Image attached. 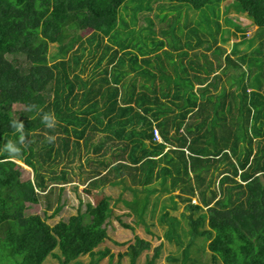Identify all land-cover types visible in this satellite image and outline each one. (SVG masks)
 Here are the masks:
<instances>
[{
  "label": "trees",
  "instance_id": "1",
  "mask_svg": "<svg viewBox=\"0 0 264 264\" xmlns=\"http://www.w3.org/2000/svg\"><path fill=\"white\" fill-rule=\"evenodd\" d=\"M126 1L0 0V264H44L49 256L59 264H79L78 258L85 255L91 257L89 264L107 256L112 260L108 249L96 250L107 239L106 224L113 216L110 196L96 204L86 202L84 209L80 204L75 215L47 223L63 210V185L71 180L65 167L58 168L80 158V148L86 157L83 165L92 167L79 174L93 190L120 184L116 179L128 175L132 188L124 189L134 199L142 191L170 195L171 205L162 207L160 221L167 226L166 241L182 252L181 259L168 260L195 264L189 244L205 237L211 253L208 264H264V0H169L179 4L178 9L185 5L201 11L213 41V33L221 29L215 20L217 9L224 2L236 3L257 27L251 38L243 35L232 46L224 65L214 67L205 54L203 64L200 58L193 59L198 56L193 49L208 41L202 39L199 25H184L180 42L167 44L179 62L162 51L173 75L166 72L160 54L148 55L165 48L163 40H153V49H133L126 31L122 36L119 28L127 23L118 11ZM167 15L158 19L165 21ZM85 31L83 38L79 33ZM228 33L222 30V35ZM189 35L196 37L195 43L184 42ZM231 35L238 37L236 32ZM255 40L258 46L252 51H238L239 44ZM49 45L56 46L53 63L26 59L30 50L46 55ZM214 52L222 58L220 50ZM87 59L93 61V69L83 78ZM243 65H249L247 76ZM184 80L196 82L198 90L193 92L192 87L181 95ZM222 81L232 90L217 91ZM33 104L37 109L29 110ZM12 105L23 106L30 116L16 119ZM47 112L55 114L52 128L41 120ZM13 120L24 123L27 139L20 145L21 155L9 159L2 150L8 141H18L19 134L10 126ZM155 128L160 143L154 140ZM14 160L30 168L32 177H24ZM156 181L160 187L149 188ZM176 191L179 194L174 195ZM176 198L184 205L180 217L190 231L185 246L178 231L180 220L169 213L178 208ZM193 198H198L197 204ZM118 201L120 197L114 200ZM26 203L39 204L42 217L26 218ZM121 226L133 231L128 224ZM150 248L147 240L135 236L124 255L137 264ZM161 253L160 244L151 257L144 255V264H154Z\"/></svg>",
  "mask_w": 264,
  "mask_h": 264
},
{
  "label": "rangeland",
  "instance_id": "2",
  "mask_svg": "<svg viewBox=\"0 0 264 264\" xmlns=\"http://www.w3.org/2000/svg\"><path fill=\"white\" fill-rule=\"evenodd\" d=\"M179 5V4H178ZM177 4H172L169 0H150L148 3V0H127L119 9L118 15H120L123 19H125V23L127 25L123 28H119L123 30V35H125V31L127 32V39L130 41L131 46L133 49H136L138 47H142L146 50L153 49L154 44L153 40H163L164 47L162 50H151L148 52V55H154V54H160V58H162V62L166 68V72L168 74L173 75L172 69L168 66V60L164 58L163 50H167L171 54V58L175 60V62H179V56L177 55V52L172 51L168 47V43L175 42L179 43L181 40V37H183L185 33L184 25H189V23H192L193 26L196 25V27L200 28L201 37L205 41L207 40V43H203L200 47H196L194 52H197L198 56L194 57L193 59L200 58L199 61L203 64L205 63V59L201 54H205L207 58V62H211L214 67L220 63L221 65L225 64V58L232 50V46L234 44H237L244 35L246 38H251L254 33L256 32L257 27L252 25L251 20L245 15V13H242L240 11L239 6L234 3L224 2L221 6H218V15H217V22L219 23L221 29L218 33H213L216 41H213L212 37L209 35L208 30L209 28L205 25V23H202L204 21L205 17H201L199 13H202L201 11L195 12L190 7L182 5L181 9H178ZM171 9H170V7ZM148 7H150V10H146ZM159 8L164 11H159ZM180 8V5H179ZM207 16L210 20H212V16L208 10ZM168 14L166 17V20H159L158 15ZM137 18L135 19L133 18ZM146 18H148V21L152 23L153 26H151L150 22H147ZM231 20V22L237 23L240 25V27H243L244 29L242 31H239L234 25H230L227 20ZM202 24V25H200ZM212 29L214 30V25L210 24ZM142 27H147L145 30H141ZM132 29H135L134 32H132ZM166 30L167 33H161V30ZM228 29L230 30V33L223 34L222 30ZM154 31V33H152ZM182 31L184 33H182ZM215 31V30H214ZM195 32V30H193ZM236 32L237 38L232 36L231 34ZM87 32H80L79 35L83 38H86ZM223 36H227V40H222ZM184 42H187L191 44L195 43L196 37L194 35H189L187 37L182 38ZM106 40V39H105ZM258 46V41H254L253 44H250L249 42L239 44L237 46L238 51H252L254 48ZM217 47V48H216ZM148 48V49H147ZM190 48V46H189ZM215 49L220 50L222 54V58H219L218 52H214ZM224 50V51H223ZM56 51L55 45H49L48 53L46 55L41 54L40 52H37L35 50H30L28 55L26 56V59L33 63V64H50L56 61V59L52 58V55ZM134 52H138V50H133ZM186 51L189 52V54L193 53L190 49H186ZM247 52V54H248ZM231 57H234L233 54H231ZM230 56V55H229ZM58 59V58H57ZM187 58L183 59V63H185ZM90 60L87 59V66L85 72L82 74L83 78L90 77V71L93 69V61L89 62ZM154 62V61H152ZM106 62H104L102 65H100L99 68L95 70L98 75V73H101V70L105 67ZM247 67L249 68V65H243V75L247 76ZM150 68V67H147ZM250 69V68H249ZM232 70V69H231ZM150 71H152L155 74H158V72L154 69L150 68ZM241 73V72H239ZM252 72H249V77H254V74ZM89 75V76H88ZM239 75V74H238ZM186 77V76H183ZM93 78H99V76H94ZM137 80H141V78H138ZM142 81V80H141ZM185 81V82H184ZM180 81V85L182 87V93L181 95L189 93L190 90L193 87V92L197 89L199 85L194 83L190 80H184ZM143 82V81H142ZM182 82V84H181ZM159 83V81H156V84ZM227 88L228 91L232 90L228 87L227 82H219V86L217 87V91H220V88ZM237 87H239V84H237ZM251 88H254L252 86ZM234 89V88H233ZM248 91H251V89H248ZM211 92L214 94L218 93L216 92V89H212ZM238 93V91L236 92ZM0 93V98H1ZM192 99L198 103L200 102V99L196 100V97H192ZM178 100L177 102H179ZM11 110L13 111V116L16 119L23 118V117H29V112H26V110L21 105H12ZM197 110V109H196ZM181 111V110H180ZM187 123H184L183 127ZM156 129V128H155ZM158 130V129H157ZM160 132V131H158ZM174 132L171 131L169 134L172 135ZM160 135V133H159ZM101 136V135H98ZM162 140V138H161ZM210 151H212L210 148H208ZM80 158L74 159L70 164L67 165H60L58 168V171L63 169L65 167V170L67 171L70 180V183L63 185L64 191L61 195V200L65 201V206L61 213L59 214V217H55L53 219H48L47 223L50 225L55 224L60 218L66 219L69 216L75 215L77 212L78 207L80 204H83L82 209H84V204L86 202H90L91 204H96L104 195H108L111 197L110 206L112 208L113 216L109 219L108 223L106 224V230H107V239H105L102 243L98 245L96 250L98 249H108L110 254L113 256L112 260H109V257L103 258L101 261L98 262V264H130L129 258L124 255V253L127 250V246L131 243H133V240L135 236H138L140 238H143L144 240H147L151 248L144 252L137 260V264H144L145 262V254H148L150 257L153 254V249L161 244L162 247V253L161 256L155 261L154 264H180V261L172 262L171 260H168V257H173L177 259H181V252L182 248L169 243L164 238V233L167 229V226L164 225L160 221L161 215L164 213L162 207L163 206H169V198L167 194H157V192L152 193L150 195H144L141 193L138 198L133 199L132 196L128 191H125L124 188L131 187V178L128 175L123 176L122 178L116 179L118 182L121 179L120 184H112V185H106L101 187L98 190H93L89 186H87V181L84 182L85 177L81 176L79 173L83 168H91L92 164H84L83 162L85 160V153L84 150L80 148ZM15 163L19 166H21V169L24 172V177L31 178L32 177V170L28 168L24 163L21 161L14 160ZM84 166V167H83ZM47 173H45L46 175ZM112 179V178H111ZM113 181V180H112ZM169 183L166 184L168 186ZM62 186V185H59ZM160 184L159 181L154 182L149 188H159ZM178 192V191H177ZM174 192V195L179 194V192ZM145 196L147 199H145ZM121 198L120 201L114 202L115 199ZM132 198V199H131ZM198 198H194L191 202L193 204H197ZM175 201L178 204V208L173 210L169 209V213L172 216H176L180 220V224L178 226L179 235L181 236V240L183 242V246L189 243V229L187 227L186 220L184 218H181V212L184 210V205L179 202V199L176 198ZM50 214V212H49ZM24 216L26 218H37L42 217V207L39 204H31L26 203V211L24 212ZM121 223H125L130 225L133 228V231L123 229L121 226ZM208 240L205 237H197L193 240L191 244H189V254L191 258L195 260V264H208L210 262L211 253L207 249ZM122 254V258H119L118 255ZM79 264H89L91 261V257L89 255L82 256L78 258ZM44 264H59L58 260L54 256H49ZM189 264V262L187 263ZM220 264V263H219Z\"/></svg>",
  "mask_w": 264,
  "mask_h": 264
},
{
  "label": "clouds",
  "instance_id": "3",
  "mask_svg": "<svg viewBox=\"0 0 264 264\" xmlns=\"http://www.w3.org/2000/svg\"><path fill=\"white\" fill-rule=\"evenodd\" d=\"M33 109H37L36 105H30L29 106V110H33ZM42 109H39V112H42ZM42 123L45 124L46 127L48 128H52L55 125L56 122V118H55V114L53 112H47L44 113L41 117ZM16 133L19 134V138L18 141H8L5 145L2 151L7 152L8 158L9 159H15L17 157H19L22 153V148L20 145H25L26 144V133L24 131V123L18 120H13L11 122L10 125ZM54 138H49V141L51 142V140ZM194 199V198H193ZM192 199V200H193Z\"/></svg>",
  "mask_w": 264,
  "mask_h": 264
},
{
  "label": "built area",
  "instance_id": "4",
  "mask_svg": "<svg viewBox=\"0 0 264 264\" xmlns=\"http://www.w3.org/2000/svg\"><path fill=\"white\" fill-rule=\"evenodd\" d=\"M153 135H154V140L155 141H157V142H162V140H161V136L159 135V132H158V130L157 129H154V131H153Z\"/></svg>",
  "mask_w": 264,
  "mask_h": 264
},
{
  "label": "crops",
  "instance_id": "5",
  "mask_svg": "<svg viewBox=\"0 0 264 264\" xmlns=\"http://www.w3.org/2000/svg\"><path fill=\"white\" fill-rule=\"evenodd\" d=\"M140 81V80H139ZM177 192V191H176ZM141 193L143 194V196L144 195H146L147 194V192L146 191H142V192H138V196H140L141 195ZM178 193V192H177ZM158 194V193H157ZM167 196H168V198H169V203H171V199H170V195L169 194H167ZM146 197V196H145ZM138 198V197H137ZM132 199V198H131ZM134 199V198H133ZM117 200V199H116ZM120 200H121V198H120ZM137 200V199H136ZM171 205V204H170Z\"/></svg>",
  "mask_w": 264,
  "mask_h": 264
}]
</instances>
